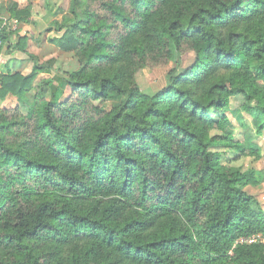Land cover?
Returning <instances> with one entry per match:
<instances>
[{"label":"trees","instance_id":"trees-1","mask_svg":"<svg viewBox=\"0 0 264 264\" xmlns=\"http://www.w3.org/2000/svg\"><path fill=\"white\" fill-rule=\"evenodd\" d=\"M55 25L79 68L37 86L51 62L1 34L33 71L0 77V264H264L260 181L235 167L264 131V0H72ZM172 59L143 94L137 73ZM237 97L254 139H235Z\"/></svg>","mask_w":264,"mask_h":264},{"label":"rangeland","instance_id":"rangeland-1","mask_svg":"<svg viewBox=\"0 0 264 264\" xmlns=\"http://www.w3.org/2000/svg\"><path fill=\"white\" fill-rule=\"evenodd\" d=\"M51 1V10L46 9L44 1L40 4H28L30 5L32 11L34 9V14L38 20L43 16H47L48 21L44 22L43 26H38L35 21L34 24L29 25L28 34L31 37L29 41L28 52L37 56L41 63L51 62L53 66V71L50 73H41L37 79L34 81V86L41 84L43 80H50L55 76V73L60 72L62 74H70L79 68V63L73 57L71 53L63 52L58 46V40L55 39L57 36L56 28L54 21H59L62 19L63 15L68 12L70 0H50ZM71 7V4H70ZM2 12L1 14H5ZM67 16H64L63 21ZM70 17V11L69 15ZM8 26L10 31L13 29V25L10 19L3 17L0 19V22ZM62 21V22H63ZM1 27V26H0ZM4 27V26H3ZM4 29V28H3ZM2 29V30H3ZM16 30V33L19 31ZM24 30V29H22ZM32 33V35H31ZM54 40L52 42L51 40ZM4 44L0 49V77L5 75L7 72L18 73L23 76H28L33 71V63L29 60V57L24 54H19L18 59H8L6 56H2V49ZM12 57V56H11ZM195 61V54L193 52L186 53L182 58V70L185 72ZM175 59L169 63L168 67H145L137 73V82L139 84L140 90L145 95H154L155 93L162 90L166 85V73L174 66ZM34 93V92H33ZM70 96L69 89L65 90L64 95L61 97V100H66ZM17 105V100L15 101ZM3 104V103H2ZM15 105V106H16ZM1 106V101H0ZM13 106V107H15ZM99 106L105 110H109L112 106L111 103H100ZM243 100L242 98H235L230 102L229 112L231 121L233 125V134L235 139L241 141H247L248 139H254L260 123L256 120H253L251 116L242 111ZM22 111L26 113V108H23ZM220 114H218L219 116ZM216 116V115H214ZM212 135H217L219 132H212ZM255 146L258 147L257 151L259 152L258 157H246L241 161L237 162L235 167L240 169L243 173L248 171H253L256 178L260 181V185L257 187L248 186L245 188V191L251 195L255 196L264 212V131L254 142ZM239 153H234L233 150H227V158H234ZM225 161V159H224ZM223 161V162H224ZM262 242V241H261ZM264 242V240H263Z\"/></svg>","mask_w":264,"mask_h":264},{"label":"crops","instance_id":"crops-1","mask_svg":"<svg viewBox=\"0 0 264 264\" xmlns=\"http://www.w3.org/2000/svg\"><path fill=\"white\" fill-rule=\"evenodd\" d=\"M43 1L45 3L46 9H50L51 10L52 7H51V1L50 0H38V1H36V0H0V19H3V17L8 18V19H10V21H11V23L13 25V29L10 31V29H8V26H7L6 22H4V23L1 24L0 29L4 28V30L11 35V37H10L11 40L12 41H16L17 40V38H16V30H18V27H19V29H24L23 30L24 33H28L29 25H25V24L19 25V24H17L15 22V20H13L11 18V16L8 13H5V14H1V13L5 12L6 7H8L9 4L12 3V2L17 3L21 9H24V8H26L28 6L29 3L30 4H40ZM71 2H72V0H70V2H69L68 12L63 15L61 20H59V21L57 20V21H54V22H62L64 16H68L69 15ZM33 11H34V9H33ZM33 11H32V20L35 21V23L38 26H43L44 22L48 21V19L46 18L47 16L46 15L43 16L41 19L38 20L39 22H37V18H36V16H35ZM31 35H32V33H31ZM19 54H23V53L17 52V53H14V54H8L7 53V45H4V48L2 49V53H1V55L3 57L4 56H6V57L8 56L7 57L8 59H13V58L18 59L17 57H18ZM0 87H1V84H0Z\"/></svg>","mask_w":264,"mask_h":264},{"label":"built area","instance_id":"built-area-1","mask_svg":"<svg viewBox=\"0 0 264 264\" xmlns=\"http://www.w3.org/2000/svg\"><path fill=\"white\" fill-rule=\"evenodd\" d=\"M5 22H6V21H5ZM2 29H3V28L0 29V49H1L2 46H3V41H2V39H1ZM258 241H259V238H255V237H253V238H251V239L249 240V243H250V244H254V243H257Z\"/></svg>","mask_w":264,"mask_h":264}]
</instances>
